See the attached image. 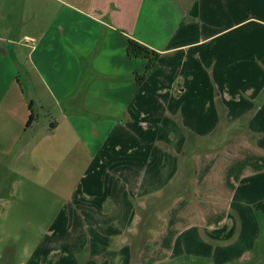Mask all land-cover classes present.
I'll use <instances>...</instances> for the list:
<instances>
[{"label":"crops","instance_id":"crops-1","mask_svg":"<svg viewBox=\"0 0 264 264\" xmlns=\"http://www.w3.org/2000/svg\"><path fill=\"white\" fill-rule=\"evenodd\" d=\"M52 137L83 168L27 264H261L264 0H0V173Z\"/></svg>","mask_w":264,"mask_h":264},{"label":"rangeland","instance_id":"rangeland-1","mask_svg":"<svg viewBox=\"0 0 264 264\" xmlns=\"http://www.w3.org/2000/svg\"><path fill=\"white\" fill-rule=\"evenodd\" d=\"M134 60L127 67L123 66V77L126 71L136 82V74L139 76L143 74L147 60L144 58ZM133 67L138 68L137 73L130 71ZM69 88V86L65 88L66 93ZM71 104L70 100L60 103L64 111L69 114L72 113ZM47 118L48 120L50 118L59 119V116H55L50 110L48 113H40L39 122L35 125L36 127L34 126L35 130L44 128L40 125ZM48 123L45 122L47 125ZM48 142L53 144V148H42L41 150L42 158L44 155L48 158L45 165H37L32 161L37 155V150L28 148L19 156L25 160L23 166L31 173V178L25 177L24 172L21 175L20 171L23 168H20L18 164L13 173L6 174L7 176L0 173V264H27L35 249L40 248V243L47 242L51 227L64 216L60 211L61 204L66 201V197L76 183L78 173L83 168L80 165H74L73 173L68 175L66 180L64 170L66 167L56 163L58 159L61 161L66 156L65 149H58V144L56 143L55 146L53 137ZM37 167L41 168V171L38 170V175L34 172ZM66 170L71 172L70 165ZM62 177L64 180L61 181ZM172 263L173 261H164L159 264ZM248 264H253V262ZM261 264H264V258Z\"/></svg>","mask_w":264,"mask_h":264},{"label":"trees","instance_id":"trees-1","mask_svg":"<svg viewBox=\"0 0 264 264\" xmlns=\"http://www.w3.org/2000/svg\"><path fill=\"white\" fill-rule=\"evenodd\" d=\"M126 53L129 57L144 58L147 60L143 74L140 76L136 74V80H137L136 83L137 85H139L147 78V76L154 69H156L157 67L156 62L159 57V53L132 38L127 39ZM190 134L191 133H188L187 136H190ZM257 218L259 220V224L262 227L263 220L261 214L257 213Z\"/></svg>","mask_w":264,"mask_h":264}]
</instances>
